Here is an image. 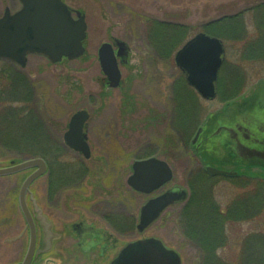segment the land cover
Listing matches in <instances>:
<instances>
[{
	"label": "rangeland",
	"instance_id": "obj_1",
	"mask_svg": "<svg viewBox=\"0 0 264 264\" xmlns=\"http://www.w3.org/2000/svg\"><path fill=\"white\" fill-rule=\"evenodd\" d=\"M6 1L0 0V16ZM92 1L86 7L88 47L82 58L52 64L43 57L29 56L24 69L0 60V90H17L11 85L16 82L6 81V72L11 73L15 81L20 80L18 83L22 86L19 87L22 91L20 102L7 101L6 107L21 112L27 121V125H13L9 119L0 122V166H6L10 161L35 158L44 152L45 155L51 154V157L45 156L46 161H50V168L56 170L58 167L59 182L49 189L54 192H48L49 174L36 179L29 188L30 192L36 191L40 195L43 216L52 224V232L57 234L52 250L40 257L43 264L45 259H53L49 264H91L92 260H83V250L71 246L76 242L70 234L73 233L71 223L85 218L99 221L101 215L112 216L115 212L132 222V226L122 229L120 234L112 228L107 229L118 247L137 239L154 237L175 249L182 264H264V180L214 179L201 174L195 186L193 176L198 173L189 176L194 165L180 149L183 141L189 147L196 128L210 113L220 108L223 102L220 98L225 99L232 92L237 94L248 90L255 82L264 81V59L242 56L250 41L254 44L256 38H264V0H137L136 10L126 11L119 17L114 4L109 8L103 7V0ZM254 5H257L255 11H250L253 9L250 6ZM17 10L18 6L10 7L11 14ZM229 16H237L241 29L235 35L239 40L232 37L224 43L226 54L218 74V85L220 79L225 84L219 93L220 98L203 100L189 86H180L176 92L178 82L184 81L174 62L176 51L202 31L206 23ZM146 18L150 24L152 21L170 22L186 27L181 43L168 57H162L156 49L158 45L147 36L144 28ZM106 30L130 35V40H127L131 48L128 67L121 69L124 88L103 90L99 86L103 75L97 49L103 43L102 32ZM256 40L255 46L260 48L257 43L263 40ZM237 71L245 72V77L238 81L232 78V73ZM7 94L5 100L9 99ZM178 101L188 111L192 108L188 117L189 121H194L188 133H182L183 139L176 132L177 125L173 120L177 115ZM128 106L129 109L126 108ZM82 109L90 114L87 140L92 149V159L89 160L68 149L63 142L71 115ZM179 132L181 134V130ZM43 145L47 146L45 151ZM104 154L109 157L105 170L101 164L92 167L91 164L100 163L98 157ZM151 156L169 164L173 179L167 186H187L190 181L191 192L196 193V199L207 203L212 200L220 210L231 206L233 214H238L233 216L234 220L224 223L221 240L215 241L212 251H205L198 238L189 237L185 227L181 226L186 222L184 213L180 215L177 212L183 203L168 208L143 233L136 231L140 206L147 197L134 193L126 180L132 175L131 166L135 160ZM80 162H84L83 166L89 173L78 182L76 172L81 168ZM26 176V173H20L0 177V264H18L24 255L27 234L21 235L24 219L17 197ZM53 176L52 181H55ZM258 188L260 192L256 191ZM254 192L257 198L253 197ZM83 196L87 200H82ZM31 199L34 208V199ZM247 200L250 207H247ZM118 202H122V206ZM205 232L209 233L199 234Z\"/></svg>",
	"mask_w": 264,
	"mask_h": 264
},
{
	"label": "water",
	"instance_id": "obj_2",
	"mask_svg": "<svg viewBox=\"0 0 264 264\" xmlns=\"http://www.w3.org/2000/svg\"><path fill=\"white\" fill-rule=\"evenodd\" d=\"M22 7L10 14L9 10L0 17V59L8 60L25 67L28 55H39L53 64L63 60L80 58L84 53L86 24L84 15L77 13L73 19L71 12L61 0H20ZM125 45L123 42H119ZM122 48V47H121ZM121 50V49H120ZM224 46L220 39L205 33H198L188 40L175 54L176 66L192 86L205 99L216 95L218 70L224 60ZM99 62L105 79L100 81L102 88H117L122 84L116 56L110 45L103 44L99 50ZM89 115L85 110L76 112L70 119L68 131L64 134L65 144L79 151L85 158L90 157L84 123ZM36 168L23 182L19 193V204L30 226V242L21 264H29L34 251V229L25 205V194L33 180L46 172L42 158L28 159L20 163L11 161L9 166L0 167V177L9 176ZM132 175L127 183L134 190L148 194L170 181L172 174L168 165L154 157L135 161ZM214 174L216 171L207 168ZM226 174L227 172L221 171ZM186 191L180 187L149 199L142 205L137 230L141 233L155 222L163 210L171 204L183 201ZM45 242L50 244L55 237L51 224L38 210ZM49 250L46 248L43 252ZM111 264H181L179 255L166 248L155 238L138 240L127 244Z\"/></svg>",
	"mask_w": 264,
	"mask_h": 264
},
{
	"label": "flooded vegetation",
	"instance_id": "obj_3",
	"mask_svg": "<svg viewBox=\"0 0 264 264\" xmlns=\"http://www.w3.org/2000/svg\"><path fill=\"white\" fill-rule=\"evenodd\" d=\"M61 1L67 6V9L71 12L73 17L77 16V12H80L84 15L88 30V9H86V7L89 6V4H92L93 1ZM103 1L105 5L103 7L110 8L114 4L113 6L116 8L115 12H117L118 17L125 14L126 11L136 10L137 6V0ZM257 5L250 6L253 7V9L250 8V11L254 12V7L256 8ZM9 6H12V8L14 6H18V8H20L21 3L19 0H7L5 9L10 10ZM257 9H259V6ZM111 11L113 10L111 9ZM102 33V37L104 38L103 43H108L111 49L113 50L114 54L117 56V63L120 67V70L122 68L126 69L128 67L129 57L131 55V48L127 44V40H130V35L127 33L118 35L112 32L111 30H106ZM87 38L88 32L86 35V40ZM259 38H261L263 41H260L261 43H257L260 45V48H256V39ZM233 39L239 40V38L236 36L233 37ZM256 39L255 42H253L254 44H251L250 41L248 48L243 49L242 55L244 57H264V48L261 50L262 46H264V38L260 36ZM119 42H124L125 45L123 46ZM87 47V43H85V55L87 53ZM232 74L234 75V73ZM240 75L241 79L245 77L241 73ZM261 81L263 80L258 81V83L255 82L256 84H252L248 90L244 89L242 90V92H238L237 94H234L232 92V94L229 97H226L225 99L219 97L220 91L218 89L217 96L214 100L220 98L221 101H223L220 108H217L214 112L210 113L207 116L206 120L196 128V131L194 133L193 138L190 140L188 148L185 146V142L183 141V146L180 148L181 151H183L181 153L187 155L189 160L192 161V164L194 165L189 171V176H193V174L198 173L193 176L194 184L195 182L197 184L196 180L199 176H201V174H204L205 176L214 179L220 177L226 178L227 180L239 178L240 181H245L250 178H264V81ZM124 85V82H122L121 88H124ZM235 95H237V99H235ZM85 132H88V126L87 128H85ZM176 132L181 138L182 134H180L179 131ZM195 136L197 137L192 144V141ZM89 149V159H92V149L90 145ZM189 150L190 153L188 152ZM105 156L107 157L108 155ZM105 156L98 157L97 161H100V163L93 165L91 164V166L93 167L94 165L101 164L102 166H104V168L102 169L104 171L105 166L107 165V160H109V157L106 158ZM83 164L84 162H80L81 168H79L76 172V176L78 177L76 179H78V182L82 180V177L86 176L87 173H89L87 167L83 166ZM207 168L212 169L216 172L212 175L207 171ZM195 169H197V172H195ZM221 170H225L228 173L226 175L223 173H218ZM26 174L28 175V173ZM58 180L59 178L55 181H52V179L48 178L47 182L49 194L51 192H54L52 190L49 191V189L53 188L54 185L59 182ZM190 183L191 182L189 181V183H187V186H183L187 189L189 196L191 191ZM171 187L172 186L163 187L159 191V193H162ZM36 193V191L32 193L28 190L26 197L28 210L34 216L33 225L35 230L34 254L30 261V264H43L42 258H40L42 257V255H40V251L43 247L44 240L42 235L41 223L37 219V214L35 210L36 208L42 209V206L40 201V195ZM31 197L34 199V208L31 204ZM85 198L86 197L83 196L81 199L87 200ZM91 198L92 195L88 197V200ZM178 204L182 203H177L175 205ZM186 204L187 203L185 202L183 203V206L179 205L181 206V209L177 212L178 214L181 215L182 213H184ZM109 205L113 206L114 204ZM119 205L122 206V202L119 203ZM101 213L104 212L102 211ZM130 220V218L123 217L120 213L115 212L112 216H106L105 214L101 215L99 221L88 220L87 218H85L78 220L77 222L71 223V230L73 231V233L70 232V234H72L76 240L75 244H72L71 246L73 247L74 245L75 248H80L81 250H83V260H92L91 264H111L117 258V256L119 255L121 250L126 246L127 243L118 247V243L115 242L116 240L112 238L111 234L107 231V229L111 230L112 228L120 234L122 229H128L132 226V222ZM62 231L65 232L64 229ZM23 234H27V242L25 245L26 249L29 242V228L26 222H24ZM54 245L55 242L53 243V247ZM94 255L96 257L93 258L92 256ZM23 256L18 264H21Z\"/></svg>",
	"mask_w": 264,
	"mask_h": 264
},
{
	"label": "trees",
	"instance_id": "obj_4",
	"mask_svg": "<svg viewBox=\"0 0 264 264\" xmlns=\"http://www.w3.org/2000/svg\"><path fill=\"white\" fill-rule=\"evenodd\" d=\"M239 29H241V23L238 21L237 16L223 17L219 20L210 22L203 26V31L207 32L208 34L217 36L223 39L224 41H229L228 39L231 40L232 37H235V35L238 34ZM185 31L187 32L186 27L184 26L163 23V22H154V21H152L151 24L148 22L147 28H146L147 36L148 37L150 36V38L152 39L151 40L152 43L154 41V43L158 45L156 49L158 50L159 54L162 57H166V56L168 57L171 51H173L176 48L175 46H178L179 43H181V40H182V37H184L183 35ZM6 74L8 75V77L6 78V81L12 80V82H16V84H14L9 81V83H11L13 88H17V90L15 89L14 91H11V92L5 91L4 89L0 90V119H1L0 122L2 120L7 121L9 119L11 122H13V125L21 124V123L24 125H27V121H25V119L21 116V112L19 113L17 110L6 107L7 101L10 103L20 102L18 99H19V95H21L22 93V91L19 90V87H22L18 83L20 81L19 78L17 77L19 81H15V77H12L11 73L6 72ZM16 76L21 77L18 74H16ZM240 77L241 75L239 72L234 73V75L232 76V78L236 81H238ZM224 84H225L224 80L222 79L221 81L220 79L219 85H218L220 92L224 90ZM180 86L181 88L185 86L184 81L178 82L177 88L175 90L176 92ZM6 92H8L7 96L9 98L7 100H5L4 98ZM24 106H25V103H24ZM129 107L130 106L126 108L129 109ZM190 110L192 111V108ZM190 110L188 111L186 108H184V105L179 104V101H178L177 115H175L174 120L177 125L176 131L181 130V134L182 133L187 134L189 128L194 122L192 121V119H191L192 122L189 121L190 119L188 117V114L191 112ZM30 136L32 137L31 134ZM33 136H38V135H33ZM10 139L11 138H9V141ZM20 139H23V138H20ZM14 140H16V138ZM35 140L37 141V138ZM39 141L41 140L39 139ZM46 147L47 146L43 145L42 147L43 151H45L44 149H46ZM45 154L46 153L41 152L39 156L43 158H45V156L51 157V154L50 155H45ZM48 162L50 163V161ZM50 169H51L50 179H52L54 172H53L52 167ZM58 178L59 176L58 177H56V175L54 176L55 180ZM259 189L260 188H258L256 191L260 192L261 189L260 190ZM255 192L252 193L253 197H256ZM195 197H196V193L193 192L188 205L185 207L183 219L186 222H184L181 226L185 227L186 234L189 237L198 238V241L201 243L205 251L207 250L212 251L213 249L212 245H214L215 241L217 242V240L219 241L221 240L220 239L222 236L221 232H222V227L224 223L227 220L232 219L233 216H238V214H233V208H231V206L228 207L226 211H221L215 206V204H211V202L207 203L206 200L200 201L199 199H196ZM255 202H258V200L256 199ZM246 203H247V207H250L248 200L246 201ZM191 205H195V207L194 208L190 207ZM245 210H246V207H245ZM204 231H208L209 233L205 232L204 234H199L200 232H204ZM217 264H222V263H217Z\"/></svg>",
	"mask_w": 264,
	"mask_h": 264
}]
</instances>
